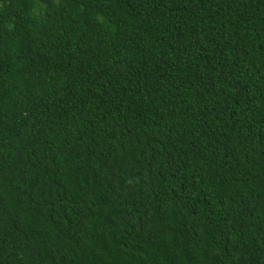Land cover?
Returning <instances> with one entry per match:
<instances>
[{
  "label": "trees",
  "instance_id": "1",
  "mask_svg": "<svg viewBox=\"0 0 264 264\" xmlns=\"http://www.w3.org/2000/svg\"><path fill=\"white\" fill-rule=\"evenodd\" d=\"M0 264H264V0H0Z\"/></svg>",
  "mask_w": 264,
  "mask_h": 264
}]
</instances>
